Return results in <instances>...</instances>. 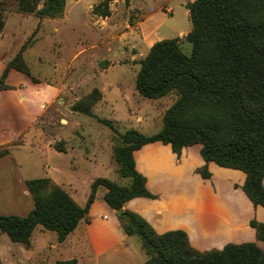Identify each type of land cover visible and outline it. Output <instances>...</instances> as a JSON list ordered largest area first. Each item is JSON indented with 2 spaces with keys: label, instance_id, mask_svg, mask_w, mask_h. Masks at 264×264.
Listing matches in <instances>:
<instances>
[{
  "label": "rangeland",
  "instance_id": "374dc122",
  "mask_svg": "<svg viewBox=\"0 0 264 264\" xmlns=\"http://www.w3.org/2000/svg\"><path fill=\"white\" fill-rule=\"evenodd\" d=\"M101 1L67 0L61 17L41 18L37 11L45 0L34 12L24 10L23 0H0V76L26 45L23 57L35 79L12 71L7 80L12 89L0 93V148L10 152L0 160V215L29 214L34 208L29 179L54 176L66 183L80 177L82 195L90 191L85 175L127 185L128 179L109 164L111 152L99 150L112 137L114 145L119 143L99 119L112 121L119 133L135 129L151 136L161 130L177 98L172 94L148 100L137 92L136 79L141 61L158 41L181 38L184 53L191 55L192 45L185 41L193 29L187 4L195 0H114L108 18L93 14ZM93 92L101 100L92 116L73 111L75 103ZM63 141L71 143L70 151L48 152V142L57 150L64 149ZM226 185L230 182L224 180ZM222 221L224 216L211 228ZM40 229L34 231L30 250L0 231V264H56L87 254L93 258L82 230L66 247L54 250L50 244H58L57 233ZM127 245L126 251H108L88 264H145L140 238L130 236Z\"/></svg>",
  "mask_w": 264,
  "mask_h": 264
},
{
  "label": "trees",
  "instance_id": "16d2710c",
  "mask_svg": "<svg viewBox=\"0 0 264 264\" xmlns=\"http://www.w3.org/2000/svg\"><path fill=\"white\" fill-rule=\"evenodd\" d=\"M40 1L23 0V8L34 12ZM113 1L102 0L93 7V14L110 17ZM66 2L45 0L37 14L41 18H59ZM187 8L193 29L185 41L192 45L191 55L184 53L181 38L158 41L141 61L136 79L137 92L148 100L172 94L177 97L163 117L161 130L151 136L135 129L119 133L112 121L99 119L119 138L113 147V159L119 176L129 183L119 185L97 178L86 205L81 207L49 177L26 180L34 209L27 216L0 215V231L12 242L30 249L38 227L57 233L59 242H64L86 220L98 188L105 186L106 203L130 218L119 220L127 235L140 238L147 256L145 264H264V250L255 242L200 251L192 245L187 232L159 234L143 216L124 210L132 199L156 198L146 187V177L136 169L134 158L137 150L156 142L170 145L179 158L183 149L201 145L206 164L198 174L211 179V162L243 172V191L255 206L264 208V0H195ZM3 25L0 19V30ZM25 48L26 45L5 65L0 93L12 89L7 83L12 71L35 82L23 57ZM95 92L75 103L73 111L92 116L93 107L101 100ZM9 153V149L0 148V159ZM251 227L258 241L264 243V222L252 220Z\"/></svg>",
  "mask_w": 264,
  "mask_h": 264
},
{
  "label": "crops",
  "instance_id": "0c3cea01",
  "mask_svg": "<svg viewBox=\"0 0 264 264\" xmlns=\"http://www.w3.org/2000/svg\"><path fill=\"white\" fill-rule=\"evenodd\" d=\"M63 142L64 149L61 152L56 150L53 142H48V152L61 154L70 151L71 143ZM113 145L112 137L108 143H104L105 147L99 145V150L111 152L109 164L117 171V165L112 162L114 160ZM97 157L98 162L102 164L99 154ZM134 158L136 169L146 177V187L156 198L132 199L125 204L124 210L143 216L159 234L175 230L187 232L192 245L200 251L222 250L230 243L245 242H255L264 250V243L258 241L256 231L251 227L252 220L264 222V208L255 206L243 191L242 187L246 180L243 172L222 168L211 162L208 164L212 173L211 179L202 178L198 170L206 163L201 156V145L183 149L179 158L170 145L156 142L137 150ZM47 175L49 176V173ZM49 178L62 187L81 207L86 205L91 193V185L97 179L84 176L90 191L87 190L82 195L77 186L82 181L80 177L66 183L54 176ZM224 180L230 182V185L224 187ZM107 192L108 189L105 186H100L86 220H83L64 242L60 243L57 240L58 244H50V247L54 250L66 247L72 242L71 238L76 237L77 232L82 230L87 236L93 258L90 259L88 254L81 256L80 259L76 258L78 264H88V261L95 260L97 256L106 254L108 251L114 254L126 251L130 236L124 231L116 211L106 203ZM33 209L30 208L29 213ZM27 215V213L17 214V216ZM223 216L224 221L219 224V227L211 228L212 224L220 222ZM40 230L46 232L42 228ZM120 247L123 248L120 249ZM70 259L72 258L62 261Z\"/></svg>",
  "mask_w": 264,
  "mask_h": 264
},
{
  "label": "water",
  "instance_id": "95a60500",
  "mask_svg": "<svg viewBox=\"0 0 264 264\" xmlns=\"http://www.w3.org/2000/svg\"><path fill=\"white\" fill-rule=\"evenodd\" d=\"M116 211V215L119 219H125V220H129L130 218L124 214L123 210H115Z\"/></svg>",
  "mask_w": 264,
  "mask_h": 264
}]
</instances>
